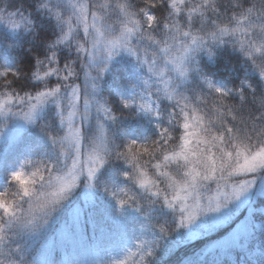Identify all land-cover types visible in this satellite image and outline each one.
<instances>
[{"label":"snow or ice","instance_id":"1","mask_svg":"<svg viewBox=\"0 0 264 264\" xmlns=\"http://www.w3.org/2000/svg\"><path fill=\"white\" fill-rule=\"evenodd\" d=\"M120 57L127 92L105 96ZM141 118L151 134L130 130ZM0 124V264H153L234 205L251 219L230 264H264V0H0Z\"/></svg>","mask_w":264,"mask_h":264},{"label":"trees","instance_id":"2","mask_svg":"<svg viewBox=\"0 0 264 264\" xmlns=\"http://www.w3.org/2000/svg\"><path fill=\"white\" fill-rule=\"evenodd\" d=\"M17 4L21 2V0H16ZM73 23L75 24V20H73ZM81 34L83 33L82 27H80ZM27 47V44H25V48ZM229 50L230 46H229ZM215 51V50H214ZM102 54V53H101ZM30 59V57H27ZM74 58V54H73ZM205 60H208V57L205 56ZM130 58L128 57H120L117 58V60L113 63L111 66V71L108 73H105V79L103 82V91L104 95L108 96L109 91L112 87H118L121 91L127 92V81H126V69L127 66L130 64ZM62 66V63H61ZM77 67H79L77 65ZM96 72L95 70L91 71V76H95ZM55 77H52L51 80L54 83ZM165 79H167V75L165 76ZM85 81V76L83 73H81L80 78L76 81V83L81 84V88L83 89ZM90 83V81H89ZM159 87L163 88V84H160ZM110 101L113 103H119L120 97L119 96H112L109 97ZM164 103H168L167 100L164 101ZM108 107H111L112 104L110 103L107 105ZM83 111V96L78 104V112ZM118 115V113H117ZM65 116L67 117V111L65 112ZM77 123L80 121V116L77 115V118L75 120ZM95 120H93V124L95 125ZM0 128H3V125L0 124ZM130 130L134 131L136 134L141 135H149L153 132L154 125H152L150 122L147 121L145 118H141L139 121L133 120L131 125H129ZM33 135L35 134V130H32ZM27 136V133H25ZM195 144V141L193 142ZM3 141H0V147H3ZM85 156H82L81 159H85ZM147 159V157H145ZM83 161V160H82ZM71 163V161H69ZM152 163H155V161H152ZM31 166H26L25 171H31ZM149 176L154 175V170L149 166L148 168ZM5 185V177L2 173H0V191H3V186ZM212 189H215V185H212ZM10 191H15V187H13ZM211 192H205L203 193L204 196L210 195ZM81 200L79 196H76L72 199L71 203L67 206L64 213L60 215L58 218L56 225L54 226L55 230L56 228H59L63 225L64 221L69 218V212L72 209L73 206L80 204ZM133 217V214H130V218ZM238 216L232 218L230 220L231 226L237 221ZM164 220H168L171 222V217L167 213L160 214L159 221L163 222ZM210 218H201L200 221L197 222L196 225H193V229L195 231H198L201 233V235L198 236V238L191 240L190 242H181V235H178L177 233H171L169 237L161 242V250L157 251V255L154 259L153 264H201L203 262V258L206 254V249L209 246L210 243L215 241L216 237H220L225 230L221 229L219 230L218 227L210 230H206L204 228L205 224L210 223ZM187 230H181V233L185 232ZM89 234H91V230L89 229ZM129 247L132 248L133 252H135V248L133 246V243H129ZM164 249H168V251H165ZM88 255L89 260L95 259V252L90 251ZM126 255V253H125ZM138 256H129L128 258V264H137Z\"/></svg>","mask_w":264,"mask_h":264},{"label":"rangeland","instance_id":"3","mask_svg":"<svg viewBox=\"0 0 264 264\" xmlns=\"http://www.w3.org/2000/svg\"><path fill=\"white\" fill-rule=\"evenodd\" d=\"M81 27H82V31H83V26L81 25ZM76 118H77V116L74 119L76 120Z\"/></svg>","mask_w":264,"mask_h":264}]
</instances>
